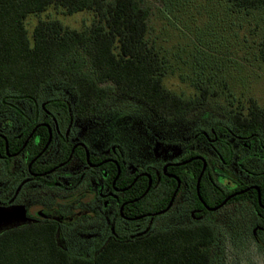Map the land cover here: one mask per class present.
<instances>
[{
	"label": "trees",
	"instance_id": "obj_1",
	"mask_svg": "<svg viewBox=\"0 0 264 264\" xmlns=\"http://www.w3.org/2000/svg\"><path fill=\"white\" fill-rule=\"evenodd\" d=\"M223 1L236 11H264V0ZM50 6L61 8L69 15L87 11L92 14V20L87 27L77 30L56 19H42L29 35L26 17L40 14ZM149 15L143 0H0V95L6 94L4 108H11L7 104L8 95L26 100L35 111H49L63 130L70 117L86 119L103 110L113 100L116 90L165 122L177 120L203 104L205 91L195 98L183 99L163 86L164 63L146 38ZM260 43L259 56L264 60V35ZM52 82L71 89L75 95L72 106L63 96L41 102L43 88ZM33 125L32 122L25 125L24 135ZM211 129L222 132L231 129L235 135L248 136L264 146V110L250 101L247 114L230 113L226 122H213ZM37 132L43 144L47 132L43 127ZM8 142L10 150L17 149L20 143L17 138ZM0 146H4L2 139ZM217 149L221 158L229 161V147L222 143ZM262 163L257 157L242 161L245 169L257 178H264ZM189 167L192 178L187 180V189L193 206H202L196 180L203 162L193 161ZM208 170L206 166L200 179L199 195L207 205L213 206L225 195L219 189L214 191L207 178ZM131 181L132 178H119L118 184L125 187ZM147 185V178H138L123 199L140 197ZM258 187L260 202L264 204V179ZM175 188L176 180L162 178L158 188L152 186L138 201L125 206L123 212L137 216L163 210ZM234 200L251 204L259 224L264 225V210L256 190ZM139 221L141 228L136 231L134 227ZM139 221L125 223L117 215L106 226L103 237L87 246V251L80 245L76 248L61 245L57 237L59 225L54 221L13 227L0 233V264H213L212 251L217 243L213 225L196 221L190 225L144 230L146 219Z\"/></svg>",
	"mask_w": 264,
	"mask_h": 264
},
{
	"label": "rangeland",
	"instance_id": "obj_2",
	"mask_svg": "<svg viewBox=\"0 0 264 264\" xmlns=\"http://www.w3.org/2000/svg\"><path fill=\"white\" fill-rule=\"evenodd\" d=\"M143 2L150 10L146 38L154 45L166 70L163 86L183 99L195 98L205 91V102L193 107L181 118L165 122L139 102L125 98L116 90L113 100L103 110L86 119H75L72 127L92 154H102L114 148L135 167L157 169L166 160L178 159L176 149L179 146L174 143L179 142L178 139H188L193 130L208 133L213 122H226L230 113L247 114L250 101L264 110V60L259 56L264 35V11H236L223 0ZM42 19H56L66 27L81 30L90 24L92 14L82 11L69 15L61 8L50 6L40 14L26 17L25 26L29 35ZM5 96L0 95V130L13 135L21 126L20 113L31 114L35 110L30 102L14 99L10 95L7 96V104L11 108L5 109ZM58 96L65 97L71 106L75 102L71 89L58 82L43 88L41 102ZM258 151L254 153L258 154ZM13 162L18 163V160ZM235 164L231 172L233 175L252 178ZM7 181L8 178H0L1 185ZM91 186L94 182H83L73 188L72 193L57 187L40 190L28 186L22 189L13 204L0 205V233L37 221L33 216V207L29 206H33L32 201L38 203L35 208L55 204L63 215L98 205L96 199H92L93 204L88 206L80 204L89 197H74L73 203L70 202L76 192ZM179 202L177 200L167 213L157 215L152 228L191 224L188 217H178L177 211L183 204ZM111 209L110 205L108 210ZM51 214L54 219L69 220L68 217H60L55 208ZM96 220L94 217L75 216L69 226L59 225L58 242L71 245V248L80 245L83 251H87L91 243L89 237L93 239L96 236ZM258 221L251 204L247 202H231L206 214L202 222L213 225L217 232V243L212 251L213 264H264V248L257 245L253 238Z\"/></svg>",
	"mask_w": 264,
	"mask_h": 264
},
{
	"label": "flooded vegetation",
	"instance_id": "obj_3",
	"mask_svg": "<svg viewBox=\"0 0 264 264\" xmlns=\"http://www.w3.org/2000/svg\"><path fill=\"white\" fill-rule=\"evenodd\" d=\"M41 115H44V117H41ZM75 119L81 120L73 116L70 117L68 125L62 130L49 111H33L31 114L21 112L19 120L21 126L16 133L10 135L0 130V139L4 140V146H0V178H8L6 184H0V205L13 204V200L20 194L21 190L28 186L40 190L41 188H64L65 192L71 190L70 192L72 193L73 188L83 182L88 184L89 181H92L94 186L76 192L72 198L70 197V202L73 203L74 197H89L87 201L84 200L80 204L88 206L93 204L92 199H96L98 201L96 206H88L87 209L76 213L72 212L63 215L55 204L48 207L35 208L38 203L32 201L33 206L29 205L33 207V216L37 218L35 222L54 221L58 225L66 224L69 226L75 220V216L96 218L95 222H98L96 236L93 239H90V237L88 239L91 240L90 244H92L103 237L106 226L111 224L117 218V215L125 223L146 219L143 223H145L144 230H147L152 227L154 218L170 211L177 200L180 201L179 203H183L177 211L178 217L186 216L192 224L196 221H202L205 219L206 214L218 210L226 204L237 203L234 198L250 190H256L260 196L258 183L262 182L264 178H257L255 173L247 171L242 161L246 158L254 159L257 157L263 161L262 164L264 165V153H262L264 146L260 145V147L254 141L252 142L248 136L235 135L231 129H226L225 132H222L210 128L213 135L211 138L209 132L206 133L203 130L195 129L188 139H178L179 142L174 143L179 146L176 149V152H178L176 154H179L178 159L166 160L161 167L154 169L149 166L135 167L131 165L126 159L122 158L121 152H117L114 148L107 149L102 154L90 153L85 144L75 134L76 129L72 127ZM28 122H32L34 125L24 135L26 132L25 125ZM42 127L47 132V138L43 144H40V136L37 131ZM13 138H17L20 143L17 149L12 147L10 150L8 141ZM239 142H242V144L240 145ZM222 143L228 146L230 150V159L227 162L221 158L217 149ZM256 150H259L258 154L254 153ZM176 154L174 153V156ZM236 159H238L237 162H234ZM14 160H18V163H14ZM193 161L205 162L206 166H208L207 178H209L214 191L219 189L225 195L220 203L213 206L207 205L201 199L198 191L197 195L202 206H193L187 189V180L192 178L189 164ZM235 163L238 164L241 171L246 172V176L248 175L252 178H242L238 175H233L231 172L236 167ZM119 178H132V181L129 185L122 187L118 184ZM138 178H147V188L140 197L124 200L125 192ZM162 178L176 180L175 195L168 209L166 208L174 192L167 206L163 209L165 210L164 212L160 210L137 216L124 214L125 206L138 201L152 186L158 188ZM1 198L3 199L1 200ZM224 200H226L225 203H223ZM110 205L112 209L109 211ZM214 207L216 209H211ZM260 207L264 210V204L261 202ZM54 208L57 209L60 217H68L69 220L64 222L54 219L51 214V210ZM141 224L142 221L137 222L134 230L140 229ZM111 230H114L113 226H111ZM253 238L257 245L264 248V225L259 224V221L254 227Z\"/></svg>",
	"mask_w": 264,
	"mask_h": 264
},
{
	"label": "water",
	"instance_id": "obj_4",
	"mask_svg": "<svg viewBox=\"0 0 264 264\" xmlns=\"http://www.w3.org/2000/svg\"><path fill=\"white\" fill-rule=\"evenodd\" d=\"M205 166H206V163L204 162V163H203L202 171H201V173H200V175H199V177H198V179H197V185H196L197 193H198V191H199V182H200L201 176H202V174H203V172H204ZM178 185H179V180H178ZM174 195H175V192H174V194H173V196H172V198H171V201H170V203H169V205L167 206L166 209H168L169 206L171 205L172 200H173V198H174ZM226 200H227V199H226ZM226 200H224L223 203H225ZM258 200H259V204H260V196H259V193H258ZM223 203H222V204H223ZM222 204H221V205H222ZM211 209H216V207L211 208ZM164 211H165V210H162L161 212H164ZM161 212H159V213H161Z\"/></svg>",
	"mask_w": 264,
	"mask_h": 264
}]
</instances>
